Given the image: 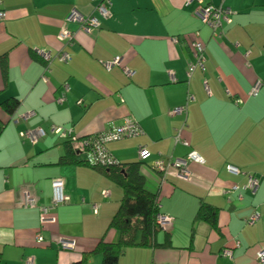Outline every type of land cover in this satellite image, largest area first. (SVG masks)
I'll return each instance as SVG.
<instances>
[{
  "label": "crops",
  "instance_id": "0c3cea01",
  "mask_svg": "<svg viewBox=\"0 0 264 264\" xmlns=\"http://www.w3.org/2000/svg\"><path fill=\"white\" fill-rule=\"evenodd\" d=\"M1 1L6 18L0 20V264H74L101 241L119 242L110 223L123 189L98 169L55 165L67 139L51 128L85 138L126 122L141 132L106 144L107 151L120 163H141L146 189L158 195L160 212L171 214L175 224L168 229L171 247L132 246L118 264H260L264 0H206L231 11L219 37L198 15L197 0H110L108 18L99 16L91 0ZM73 9L98 17L100 26L90 34L77 30L69 46L59 34L76 29L66 21ZM195 41L206 46L205 61L189 78ZM62 50L70 54L67 63L55 56ZM41 52L54 56L50 72ZM115 57L121 62L108 70L105 63ZM257 81L259 95L253 97ZM9 99L19 101L11 117L1 110ZM180 106L186 112L172 115ZM36 129L45 131L36 143L22 136ZM192 151L202 163L188 158ZM158 160H187L188 176L181 177L176 166L156 171ZM248 175L259 179L257 189ZM55 179H63L69 200L54 211L56 223L42 228L40 208L50 202ZM25 191L36 197L35 207H23ZM201 202L219 209L221 234L196 220ZM93 203L99 204L97 213ZM256 213V222L247 224ZM164 237L160 233L156 240ZM61 238L75 241V249H59ZM89 264H102V256H92Z\"/></svg>",
  "mask_w": 264,
  "mask_h": 264
},
{
  "label": "built area",
  "instance_id": "2783aa9c",
  "mask_svg": "<svg viewBox=\"0 0 264 264\" xmlns=\"http://www.w3.org/2000/svg\"><path fill=\"white\" fill-rule=\"evenodd\" d=\"M96 3L95 9L98 12L99 16L101 18H108L111 15L110 12V6L111 1L110 0H91ZM199 3L202 4V7L198 13L202 21L208 25L210 28H212L214 31L217 29H220L223 27V24L230 21L231 11L228 8H225L224 6H214V5H208L206 3V0H197ZM0 0V5H1ZM6 18V13L4 10L0 9V20H4ZM66 21L70 25H74L76 29L66 28L63 29L59 34V40L66 45H73L74 40L77 34V30H82L87 34L92 33L95 29H97L100 26L99 18L96 16H85L80 11L73 9L70 11V13L67 16ZM174 42H177V39H174ZM192 50L196 59V63L191 65L188 70V77L191 78L195 69L199 66L201 68L204 67V61H205V45L201 43L200 41H195L192 43ZM249 54L247 52L246 56ZM43 60L46 62V72H50V63L53 60L54 56L50 52H41ZM57 59H59L62 62H68L70 60V54L66 51L62 50L60 53L55 55ZM121 62V57H115L110 61H107L105 63V67L109 70L113 66L119 65ZM43 78L47 80L46 75H43ZM260 88V81H257L252 89H251V96H256L259 92ZM65 100V95L63 94L59 101L63 102ZM191 100V97H188V101ZM187 108L185 106H180L172 109V115L181 117L185 112ZM52 133L56 134H62V137H64L67 140L72 141L80 151L84 152L88 150L89 148H92L93 157L96 161V163L100 165H107L112 164L115 162V160L110 156V154L107 151L106 144L119 141L124 138L136 136L141 132V129L138 125L132 122H126L125 124L115 127L111 130H107L105 132H102L98 135L94 136H88L85 138H78V136H75L74 133L71 130H63L60 127L53 126L51 128ZM45 135V131L42 129H36V130H29L22 133V136L27 137L32 143H36L42 136ZM179 136H176V142L179 140ZM185 145H187L186 141H182ZM139 155L142 159H145L148 155L146 148L141 146L139 147ZM188 158L191 161L202 163L203 158L196 152L192 151L189 153ZM188 162L187 160H177L175 162H169L168 164L165 163L164 160H158L154 164V169L156 171L160 172H166L167 167L176 166L179 168L180 176L186 178L188 176V170H187ZM227 171L234 173V174H240L241 170L234 166H228ZM249 178V185L253 189H257L259 186V179L256 178L254 175H248ZM52 197L50 202L40 208V223L42 228L46 227L47 225L56 223L57 219L54 216V211L57 209V207L61 205L67 204L69 200V196L65 193V185L63 179H55L52 182ZM108 191H104L103 195L105 198H108L109 196ZM24 200H23V207L24 208H33L36 206V197L28 192L25 191L23 194ZM84 201V200H83ZM92 211L94 213L98 212L99 204L93 203ZM260 217L258 213L254 214L250 218L246 219V223L249 225H252L256 222V220ZM157 225L162 228L166 229L169 228L173 223H175V218L169 214V213H160L157 217ZM38 239H42V235L38 233ZM76 242L70 239L61 238L58 241V247L62 250L72 251L75 249ZM225 255H231L230 251H225ZM258 262L260 264H264V248L259 251L258 253Z\"/></svg>",
  "mask_w": 264,
  "mask_h": 264
},
{
  "label": "trees",
  "instance_id": "16d2710c",
  "mask_svg": "<svg viewBox=\"0 0 264 264\" xmlns=\"http://www.w3.org/2000/svg\"><path fill=\"white\" fill-rule=\"evenodd\" d=\"M208 5L212 4L208 3ZM222 29L223 27L214 31L215 37H219ZM177 42H179L178 39ZM258 95L259 92L254 97ZM18 106L19 101L17 99H9L2 103L1 110L5 115L11 117ZM3 125V121H0V134L3 130ZM64 145L66 152L58 158L55 165L89 166L98 169L123 189V198L119 209L110 223V228L120 233L119 242L106 243L101 241L94 250L84 253L82 258L74 264H89L90 258L96 254L102 256V264H118L120 255L127 248L136 245L151 248L156 246L162 248L171 247L168 229L175 223L166 229H162L157 225V217L161 213L158 195L146 189L145 179L140 171L141 163H120L115 161L112 164L100 165L96 163L93 157L92 148L82 152L70 140H66ZM218 215V208L201 202L196 214V220L209 224L216 233L221 234L218 225ZM138 233H140L139 240L137 239ZM160 233H164L165 237L164 242L158 243L156 238Z\"/></svg>",
  "mask_w": 264,
  "mask_h": 264
}]
</instances>
